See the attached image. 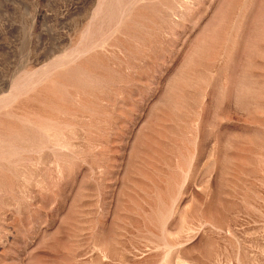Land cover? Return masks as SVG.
<instances>
[{
  "label": "rangeland",
  "instance_id": "rangeland-1",
  "mask_svg": "<svg viewBox=\"0 0 264 264\" xmlns=\"http://www.w3.org/2000/svg\"><path fill=\"white\" fill-rule=\"evenodd\" d=\"M0 264H264V0H0Z\"/></svg>",
  "mask_w": 264,
  "mask_h": 264
}]
</instances>
